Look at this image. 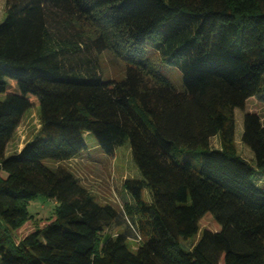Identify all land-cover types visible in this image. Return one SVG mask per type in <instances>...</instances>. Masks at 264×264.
Instances as JSON below:
<instances>
[{"label": "trees", "instance_id": "1", "mask_svg": "<svg viewBox=\"0 0 264 264\" xmlns=\"http://www.w3.org/2000/svg\"><path fill=\"white\" fill-rule=\"evenodd\" d=\"M5 12L0 264H264V121L247 112L253 99L264 105V0H7ZM57 15L72 38L52 34ZM86 50L116 54L125 79L78 63ZM163 66L180 69L183 92ZM34 107L41 138L7 156ZM236 110L254 163L237 148ZM88 135L108 156L130 146L141 178L123 183L126 220L71 171L46 164L80 156ZM193 152L200 169L179 159ZM39 197L57 206L31 231L28 205ZM209 213L220 231L204 230L185 251ZM120 218L126 231L107 234ZM129 238H139L136 250Z\"/></svg>", "mask_w": 264, "mask_h": 264}, {"label": "rangeland", "instance_id": "2", "mask_svg": "<svg viewBox=\"0 0 264 264\" xmlns=\"http://www.w3.org/2000/svg\"><path fill=\"white\" fill-rule=\"evenodd\" d=\"M7 0H0V24L6 18ZM50 30L54 37L58 40L72 38L76 31L65 27L64 20L59 15L54 16L49 23ZM89 34H94L88 31ZM78 63H89L96 66L98 72L107 79L121 81L126 77V64L116 54L110 51H105L102 54H97L94 51L86 50L76 58ZM84 65V64H83ZM162 71L169 77L172 85L178 92L184 91L182 80V72L177 67L163 66ZM264 94V91L261 93ZM4 96L0 95V101L4 100ZM247 112H257L264 120V105L259 104L258 100L253 99ZM244 115L245 112L237 110L236 112V144L239 153L248 162L254 163L252 151L243 145L242 134L244 131ZM41 127L40 122V107H34L25 115L20 127L15 133L13 139L8 145L7 156L19 152L27 142L35 140L40 137L39 131ZM41 138V137H40ZM88 150L84 151L77 158L63 163H56L48 160L46 164L50 167H58L59 165L65 167L77 177L80 178L82 184L97 198L102 204H110L115 207L123 215V207L127 201L130 200L129 195L123 189V183L128 178H141L131 154L129 144L119 148L114 156H108L98 146L96 140L92 135L87 138ZM213 146L216 145L213 142ZM246 149V150H245ZM248 151L251 156H247ZM181 161H190L196 169L201 168V156L198 153L183 154L179 157ZM3 176H7L3 173ZM57 204L54 200L45 197H39L30 202L28 205L29 213L34 216L36 222L32 221L28 227L32 231L35 223L44 222L51 219L54 215ZM123 218L125 219L124 215ZM120 218L118 224H113L108 229L107 234L117 235L126 231V219ZM2 224V221L0 220ZM200 233L198 237L190 240H182V248L185 251H190L193 244L197 243L204 230L212 232L220 231V225L215 220L214 216L209 213L200 222ZM21 235L14 232V238L19 240ZM139 238H129V246L136 250L139 246Z\"/></svg>", "mask_w": 264, "mask_h": 264}, {"label": "crops", "instance_id": "3", "mask_svg": "<svg viewBox=\"0 0 264 264\" xmlns=\"http://www.w3.org/2000/svg\"><path fill=\"white\" fill-rule=\"evenodd\" d=\"M236 112H237V110H236ZM264 121V120H263ZM244 132V131H243ZM243 135V134H242ZM242 140V139H241ZM213 142H215L216 143V145H214L213 146V143H212V146L213 147H215V148H220V140H219V138L218 137H215L213 140H212ZM246 150V149H245ZM247 152V156H251V154L248 152V151H246ZM253 153V152H252ZM254 159H255V157H254V154H253V161H254ZM76 176V175H75ZM77 177V176H76ZM78 179H80L79 177H77ZM82 183V182H81ZM55 203L57 204V202L55 201Z\"/></svg>", "mask_w": 264, "mask_h": 264}]
</instances>
